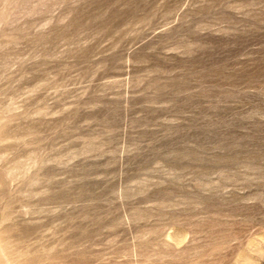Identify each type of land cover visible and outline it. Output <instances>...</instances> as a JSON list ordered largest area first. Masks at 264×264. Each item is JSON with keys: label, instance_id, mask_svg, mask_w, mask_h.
Instances as JSON below:
<instances>
[{"label": "rangeland", "instance_id": "obj_1", "mask_svg": "<svg viewBox=\"0 0 264 264\" xmlns=\"http://www.w3.org/2000/svg\"><path fill=\"white\" fill-rule=\"evenodd\" d=\"M0 264H264V0H0Z\"/></svg>", "mask_w": 264, "mask_h": 264}]
</instances>
